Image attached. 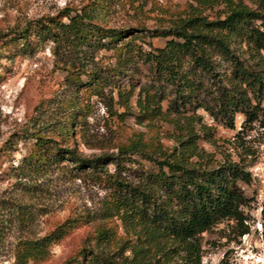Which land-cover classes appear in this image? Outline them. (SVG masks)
I'll return each instance as SVG.
<instances>
[{"label":"trees","instance_id":"trees-1","mask_svg":"<svg viewBox=\"0 0 264 264\" xmlns=\"http://www.w3.org/2000/svg\"><path fill=\"white\" fill-rule=\"evenodd\" d=\"M192 1L194 5L165 29L150 31L148 37L167 39L162 47L149 46L146 51L133 49L128 40L143 27H109L97 18L99 12L121 9L122 4L135 11L146 0H89L10 32L5 41H20L29 50L48 41L53 54L72 69L70 74L76 79L84 75L89 83L108 78L94 62L97 50L112 52L117 61L111 68L113 78L122 74L129 79V65L146 64L145 82L136 93L137 116L153 121L170 114L177 131L169 146L154 143L150 148L139 136H128L87 156L34 136L32 150L14 166L25 169L22 177L27 170L41 176L61 169L75 178L87 176L104 195L89 211L64 218L40 236L19 237L12 253L14 264L45 259L53 244L87 223H92V231L85 233L73 257L63 264H199L201 233L225 219L235 220L238 233L244 231L240 207L248 197L237 182H249L246 159L244 164L241 160L248 154L254 157L255 150L241 133L256 122L264 128V0ZM124 87L117 86L119 100L127 92ZM197 109L229 127L236 113L245 116V129L233 135L232 156L225 148L215 165H210L209 153L208 160L197 158L202 152L195 144L199 136L188 128ZM178 120L184 126L177 125ZM70 126H63L65 135L75 136ZM237 147L245 156L238 160ZM133 156L149 161L150 167ZM16 213L24 215L22 210ZM20 218L25 224V217ZM117 227L121 233L114 230Z\"/></svg>","mask_w":264,"mask_h":264},{"label":"rangeland","instance_id":"rangeland-1","mask_svg":"<svg viewBox=\"0 0 264 264\" xmlns=\"http://www.w3.org/2000/svg\"><path fill=\"white\" fill-rule=\"evenodd\" d=\"M88 1L0 0V264H14L12 253L19 237L40 236L64 218L89 211L104 195L103 189L87 176L81 174L75 178L61 169L52 168L41 176L27 170L22 177L20 174L26 172L25 169L14 166L21 164L23 156L32 150L34 136L55 140L60 147L74 148L83 156L98 154L111 143L124 142L128 136H139L150 148L154 143L169 146L174 142L177 131L169 120L172 115H163L153 121L137 116L136 93L138 85L145 82L146 64L135 61L129 65V79L122 74L113 78L111 68L117 66V61L111 51L100 49L94 53V62L108 78L89 83L84 75L76 79L77 75L70 74L72 69L59 55L53 54L48 41L39 43L34 50L21 47L20 41H5L11 31L23 29L28 22L55 15L63 7L79 8ZM189 5L193 6L194 2L146 0L135 11L122 4L121 9L116 7L104 14L99 12L97 18L100 24L109 27H143L144 31L131 34L128 40L133 49L139 46L146 51L149 46L162 47L167 39L148 37L150 31L165 29L169 21L183 16ZM29 39L33 40V37ZM122 83L127 92L119 100L117 86ZM165 108L166 104L162 102V112ZM195 115L197 117L188 121V128L192 127L199 136L195 144L197 152L200 149L202 152L197 158L207 159L206 153H209L212 159L207 160L210 165H215L225 148L232 156V138L239 128L245 129V116L236 113L232 127H229L212 120L201 109H197ZM65 124L71 125L75 136L65 135ZM181 124L182 120H178L177 125ZM263 142L264 134L258 135L254 142L256 153L261 157H264V145L259 147V144ZM234 153L236 160L244 156L239 147ZM133 157L150 167L149 161ZM197 158L194 160H199ZM245 159L241 160L242 164ZM107 168L112 166L109 164ZM128 176L132 178L133 175L129 173ZM237 184L244 188L247 196L249 187L240 181ZM16 209L24 211L25 224H21L22 216ZM114 230L121 233V227ZM91 231L92 223L74 229L51 246L45 259L26 264H63L73 257L72 252L85 233ZM236 232L235 227L223 220L203 232L201 241L213 243L222 236L230 238Z\"/></svg>","mask_w":264,"mask_h":264},{"label":"built area","instance_id":"built-area-1","mask_svg":"<svg viewBox=\"0 0 264 264\" xmlns=\"http://www.w3.org/2000/svg\"><path fill=\"white\" fill-rule=\"evenodd\" d=\"M252 126L241 135L243 141L255 150V139L264 134V128L256 123ZM263 145L264 142L259 147ZM246 162L244 170L249 174V182L244 185L250 190L247 202L240 207L244 231L236 232L230 238L222 236L213 243L202 241L199 264H264V157L258 156L255 150L254 157L246 155ZM224 221L235 226L234 219Z\"/></svg>","mask_w":264,"mask_h":264}]
</instances>
